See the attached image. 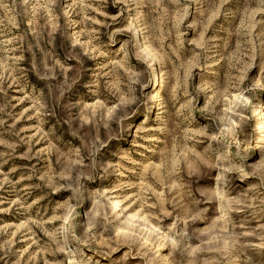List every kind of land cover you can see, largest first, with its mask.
<instances>
[{
    "label": "clouds",
    "instance_id": "obj_1",
    "mask_svg": "<svg viewBox=\"0 0 264 264\" xmlns=\"http://www.w3.org/2000/svg\"><path fill=\"white\" fill-rule=\"evenodd\" d=\"M0 264H264V0H0Z\"/></svg>",
    "mask_w": 264,
    "mask_h": 264
}]
</instances>
